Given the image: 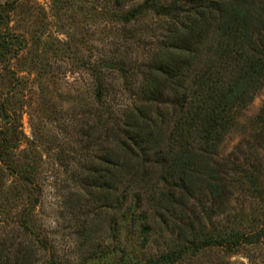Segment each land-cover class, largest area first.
<instances>
[{"label": "rangeland", "instance_id": "1", "mask_svg": "<svg viewBox=\"0 0 264 264\" xmlns=\"http://www.w3.org/2000/svg\"><path fill=\"white\" fill-rule=\"evenodd\" d=\"M124 1L0 0V137L8 165L0 164V253L10 264H121V257L142 264L186 244L180 221L171 219L143 248L138 225L88 203L93 198L77 183L110 147L107 110L126 115L137 106L141 73L155 48L160 21L147 13L121 23L114 15L142 0ZM98 84L103 104L95 97ZM263 110L264 83L238 111L215 156L222 200L202 191L190 202L205 233L246 235L264 224V205L237 182L248 165L264 168ZM167 121L157 133L159 148ZM23 175L30 181L21 182ZM135 193L142 201L143 193ZM161 264H264V241L186 250Z\"/></svg>", "mask_w": 264, "mask_h": 264}, {"label": "trees", "instance_id": "2", "mask_svg": "<svg viewBox=\"0 0 264 264\" xmlns=\"http://www.w3.org/2000/svg\"><path fill=\"white\" fill-rule=\"evenodd\" d=\"M113 2L120 6L126 1ZM147 13L160 24L137 86L138 104L126 115L107 110L110 147L77 183L93 198L88 203L101 211L115 210L132 227L138 225L143 248L156 229L167 228L171 219L180 221L186 244L142 264L174 261L186 250L259 244L264 224L246 235L213 228L205 233L189 205L202 191L222 200L215 156L238 111L264 83V0H142L114 16L127 24ZM103 91L98 84L100 104ZM258 118L264 125V110ZM165 121L171 127L165 147L159 148L157 133ZM0 141V164L8 169L4 136ZM241 170L237 182H246L264 205V168L250 164ZM18 179L30 181L27 175ZM136 190L143 193L142 201ZM123 258L121 264H126ZM0 264H10L5 254L0 253Z\"/></svg>", "mask_w": 264, "mask_h": 264}]
</instances>
